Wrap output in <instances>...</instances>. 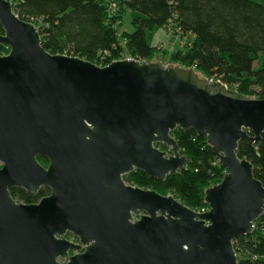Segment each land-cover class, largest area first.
<instances>
[{"label":"water","instance_id":"water-1","mask_svg":"<svg viewBox=\"0 0 264 264\" xmlns=\"http://www.w3.org/2000/svg\"><path fill=\"white\" fill-rule=\"evenodd\" d=\"M0 24V264H239L234 240L264 216V185L239 146L258 147L264 100L195 68L52 54L9 0ZM177 129L206 138L226 170L206 212L124 180L187 171ZM43 188L36 204L11 193Z\"/></svg>","mask_w":264,"mask_h":264},{"label":"trees","instance_id":"trees-1","mask_svg":"<svg viewBox=\"0 0 264 264\" xmlns=\"http://www.w3.org/2000/svg\"><path fill=\"white\" fill-rule=\"evenodd\" d=\"M9 1L20 19L38 29L43 47L52 54L78 57L101 67L123 59L125 53L135 60L153 62L157 52L148 33L171 30L189 44L171 56L172 63L195 68L205 79L264 100V5L257 1L116 0V6L112 0ZM0 34H4L1 24ZM9 52L0 45V57ZM172 136L187 157V171L166 179L136 171L124 180L164 196L175 195L189 208L204 212L208 209L206 190L221 183L226 170L207 139L195 130L177 129ZM157 147L168 150L165 145ZM239 156L252 163L256 178L264 185V134L258 147L242 141ZM39 161L48 165L45 158ZM11 193L18 202L36 204L50 190L43 188L36 195L19 189ZM253 225L252 234L234 240L239 264H264V216Z\"/></svg>","mask_w":264,"mask_h":264},{"label":"rangeland","instance_id":"rangeland-1","mask_svg":"<svg viewBox=\"0 0 264 264\" xmlns=\"http://www.w3.org/2000/svg\"><path fill=\"white\" fill-rule=\"evenodd\" d=\"M254 1L264 4V0H254ZM113 4L116 6L117 1L113 0ZM129 22H130V18H129ZM126 24H128V17L126 20ZM126 28H128V25L126 26ZM147 38H148L149 43L154 46L155 48L154 52H157L155 55V58L152 60L153 62H163L165 64L177 65V64L172 63L171 56L178 51L180 52V51L185 50L189 45V44L186 45L184 41V37H181L177 33L172 32L171 30H166V29L157 30L155 32L148 33ZM125 58H132V56L125 53L123 54V59L121 60H124ZM165 151L167 152L168 150H165ZM128 185H131V184H128ZM208 209H209V206H208ZM134 218H135L134 221H137L140 219V216L138 214H134ZM61 263L66 264L65 261L64 262L62 261Z\"/></svg>","mask_w":264,"mask_h":264},{"label":"flooded vegetation","instance_id":"flooded-vegetation-1","mask_svg":"<svg viewBox=\"0 0 264 264\" xmlns=\"http://www.w3.org/2000/svg\"><path fill=\"white\" fill-rule=\"evenodd\" d=\"M48 166V165H47ZM46 167V166H45ZM50 195V194H49ZM49 195H47V196H49ZM46 197V196H45ZM66 239H68V240H71V241H73V242H75V243H78L79 241H78V239L76 238V237H74L72 234H67L66 235ZM71 255H74V253H71Z\"/></svg>","mask_w":264,"mask_h":264},{"label":"built area","instance_id":"built-area-1","mask_svg":"<svg viewBox=\"0 0 264 264\" xmlns=\"http://www.w3.org/2000/svg\"><path fill=\"white\" fill-rule=\"evenodd\" d=\"M111 3H113V0L111 1ZM128 59H132V58H127L126 60H128ZM253 229H254V225H253Z\"/></svg>","mask_w":264,"mask_h":264},{"label":"bare ground","instance_id":"bare-ground-1","mask_svg":"<svg viewBox=\"0 0 264 264\" xmlns=\"http://www.w3.org/2000/svg\"><path fill=\"white\" fill-rule=\"evenodd\" d=\"M152 63H157V62H152ZM62 262V261H61ZM62 264V263H61Z\"/></svg>","mask_w":264,"mask_h":264},{"label":"crops","instance_id":"crops-1","mask_svg":"<svg viewBox=\"0 0 264 264\" xmlns=\"http://www.w3.org/2000/svg\"><path fill=\"white\" fill-rule=\"evenodd\" d=\"M262 4V3H261ZM262 5H264V4H262Z\"/></svg>","mask_w":264,"mask_h":264},{"label":"clouds","instance_id":"clouds-1","mask_svg":"<svg viewBox=\"0 0 264 264\" xmlns=\"http://www.w3.org/2000/svg\"><path fill=\"white\" fill-rule=\"evenodd\" d=\"M133 60H135V59H133Z\"/></svg>","mask_w":264,"mask_h":264}]
</instances>
